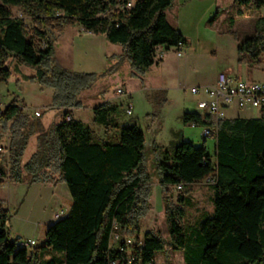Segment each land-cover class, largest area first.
Wrapping results in <instances>:
<instances>
[{"label": "trees", "instance_id": "1", "mask_svg": "<svg viewBox=\"0 0 264 264\" xmlns=\"http://www.w3.org/2000/svg\"><path fill=\"white\" fill-rule=\"evenodd\" d=\"M127 1L0 0V83L11 77L10 60L33 68L32 80L54 91L51 107L63 113L59 123L45 128L40 117L32 120L17 99L0 109V131L3 135L10 126L12 134L0 177L28 186L65 184L72 199L68 212L48 227L44 244L30 249L11 238L7 228L11 217L0 207V264H108L128 257L120 253L127 237L137 238L133 264H155L156 254L167 244L182 252L185 264H264V110L258 118L219 121L213 156L191 142L151 145L164 192L169 241L147 231L142 246L138 245L152 192L144 132L136 124L124 126L118 143L96 142L92 129L69 111L82 108L79 95L115 74L125 61L133 76H141L155 64L159 49L176 51L180 45L190 46V40L167 18L177 0H135L129 9L123 7ZM235 4L242 14L263 8L264 0H236ZM14 9L34 22L33 32L23 19L13 16ZM227 21L234 25V18ZM76 25L122 45L115 64L99 73L58 66L50 36ZM229 34L236 39L233 31ZM236 50L239 64L255 68L264 61V18L257 21L253 36L237 40ZM116 111L117 106L109 102L97 105L93 123L106 131L119 128ZM182 119L186 125H216L212 117L197 112H185ZM32 136H37V148L24 162ZM210 176L215 177L209 185L213 214L197 221L191 226L193 235L188 234L186 188ZM178 186L185 191L176 202L172 189ZM113 235H117L114 243ZM49 251L62 255L47 259Z\"/></svg>", "mask_w": 264, "mask_h": 264}, {"label": "rangeland", "instance_id": "2", "mask_svg": "<svg viewBox=\"0 0 264 264\" xmlns=\"http://www.w3.org/2000/svg\"><path fill=\"white\" fill-rule=\"evenodd\" d=\"M235 1L218 0L216 3L220 5V13L214 22L216 28L224 32V44L216 55L198 59V64L190 70L188 76L190 80L186 84L187 89H180L177 85L174 65L176 57L171 56L169 62L163 65L159 61L158 53L162 51L159 49L153 68L148 69L147 74L145 73L147 76L144 74L145 76L130 78L128 74L131 67L126 62L115 76L100 81L91 90L79 95L83 107L74 110L73 114L92 129L96 142L108 141L116 144L119 142L120 128L135 124L146 135L147 165L152 175V192L149 199L150 212L141 222L140 238L144 236L145 232L154 231L160 233L167 242L169 241V228L165 221L164 192L150 154L152 130L161 131L160 140L165 142L168 147L171 144L182 142L193 141L195 144H202L203 142L204 128L191 124L186 125L182 119V115L188 112L187 110L196 109L197 98L190 92L191 85L196 84L194 78L196 72H204L208 77H211L220 71L227 70L241 80H264V61L255 68H250L246 63L239 64L236 50L237 40L243 41L254 35L257 21L264 18V7L244 10L240 14L237 12ZM178 4L177 0L176 5ZM21 14L19 9L13 10L14 17H21ZM230 17L234 18L233 26L227 21V18ZM23 19L29 32H33L34 22L24 16ZM229 31L235 33L236 39L229 34ZM50 38L55 47L56 64L75 72H103L109 68L105 63L103 54L109 55L108 63L112 65L115 64L122 50V45L110 43L104 35H90L80 30L78 25L67 27L63 33L52 34ZM169 53L177 55L175 50H171ZM102 61L104 65H101ZM8 66L11 70V77L7 83H0L2 107L4 108L11 101L17 99L24 112L32 120L36 119L34 111L42 113L39 120L45 125V128L59 123L63 113L61 110L51 107L54 91L50 88H43L39 83L32 80L36 70L14 60H10ZM118 88H121L126 94L119 95L117 93ZM107 98H111L109 103L117 106L114 119L119 127L109 131L94 124L92 115V108L106 101ZM130 104L133 105L131 116L126 113ZM197 112L203 115L198 109ZM225 114L227 119H253L258 118L261 113L257 110L245 109L227 110ZM164 115L167 117L166 121H164ZM183 128L185 129V137H183ZM11 136L10 126H8L5 134L2 135L0 131V167H4L7 163ZM35 139V136L30 138L24 160L34 151ZM215 146L214 139H207L206 149L209 155L215 154ZM63 187L69 194L67 186L63 184ZM191 188V186L186 188L185 196H190L188 198L190 202L187 206L184 205L187 209L185 226L188 234H192L194 229L191 226H194L197 221L213 214L212 191L209 185H197L193 190ZM61 189V186L54 188L49 184L35 185L29 189L26 184L12 185L7 177H0V207L7 209L11 217L7 224L11 238L21 237L17 240L19 243L34 240L36 242L34 247L43 245L46 231L50 226L47 222L54 218L57 210H63L67 213L70 209L71 200L70 202L64 201L63 190ZM184 191L185 189L182 191L172 189L176 202L179 193H184ZM193 192L194 194L191 195ZM69 198L71 199L70 194ZM63 203L67 204L62 205ZM28 248L31 247L28 246ZM60 255L62 254L49 251L46 258L60 257ZM155 264L185 263L182 252L171 250L167 244L163 252L156 254Z\"/></svg>", "mask_w": 264, "mask_h": 264}, {"label": "crops", "instance_id": "3", "mask_svg": "<svg viewBox=\"0 0 264 264\" xmlns=\"http://www.w3.org/2000/svg\"><path fill=\"white\" fill-rule=\"evenodd\" d=\"M178 3L179 4L176 5L173 9L167 11V18H168V21L173 26L178 28V30L180 31V33L184 37H186L187 39L190 40V46L183 47L181 56L171 54V53H169V51H171V50H166L165 52H167V51L168 52L166 54L164 52L163 56L159 59V61L164 65V64L169 62V59L171 56H175L176 58H175L174 65H175V70H176V75H177V85L180 89H187L186 84L190 80L188 76L190 74V70L192 69V67L194 65L198 64L197 62H198L199 58H203V57L208 58L209 55H216L217 52L219 51V49H221L223 44H224L223 40L225 38V35H224V32L222 30L216 28L215 22L213 23V25L211 27L207 26V21L211 17L216 15L217 12L220 13V5L216 4V3H218V0H208V1L207 0H178ZM80 30L84 31L81 27H80ZM86 33L92 35L89 32H86ZM122 51H123V47H122L121 53L118 55V57L122 54ZM103 56L105 57V63H107L108 67H110L111 64L108 63L109 55L104 53ZM126 62H128V61H125L124 64ZM101 65H104L103 61L101 62ZM122 66H123V64L121 65L119 70L115 74H113L114 76L120 71ZM153 66L154 65H152L149 68V70L151 68H153ZM106 69H108V68H106ZM222 72H228V73L232 74L231 71H227V70L220 71L218 74H220ZM93 73H98V72H93ZM218 74H214L213 76L208 77V75L205 74L204 72H196V74L194 75V78L196 80V84L191 85V87L203 88L206 86L213 85L217 80ZM128 75L130 78H133V79L138 77V76H133L132 68H131V71L129 72ZM118 89H121V88H118ZM110 100H111V98H107L106 101L101 102V103L110 102ZM198 100L199 99L197 98L196 103H195L196 109L187 110L188 112H197ZM94 108H92V112H93ZM74 110H76V109L69 110L71 112L72 117L75 120L82 121L81 119L76 118L74 116V114H73ZM232 110L234 111V109H232ZM59 112H61V111H59ZM163 118H164V121H166L167 117L165 115ZM184 128H186V126H184ZM160 133H161V131L157 132L156 129L154 131L152 130V133H151V141L152 142L150 143V147L153 143H156L162 147H168V145L165 142H162L160 140ZM183 133H184L183 137H185V129L183 130ZM35 137H36L35 148H34V151L30 154V156L36 151V148H37V136H35ZM145 139H146V135H145ZM214 141L216 143V138L214 139ZM206 142H207V140H204V139H203L202 144L201 143L195 144L193 141H191V143L194 146L205 147V148H206ZM215 148H216V146H215ZM30 156L28 158L26 157V159L24 161H27L30 158ZM203 184H204L203 181L198 182V183H194L191 185V187H192L191 189L193 190L195 186L203 185ZM12 185H20V184L12 183ZM35 185H40V184H33L32 186H29V189H31V187H33ZM26 186H28V185H26ZM59 186H61V188H62L61 190H63L62 193L64 196V201L66 200V201L70 202V200H71V202L69 204V208H70V206L72 204V199L69 198V194L67 191H65V187H63V184H60L58 186H54V188H56V187L58 188ZM193 194H194V192L191 193V195H193ZM187 198H190V196ZM64 204H67V203H63L62 205H64ZM60 211H62V210H60ZM57 212H59V210H57ZM54 222H55V220L53 218L52 220H49L47 223L49 225H51Z\"/></svg>", "mask_w": 264, "mask_h": 264}, {"label": "built area", "instance_id": "4", "mask_svg": "<svg viewBox=\"0 0 264 264\" xmlns=\"http://www.w3.org/2000/svg\"><path fill=\"white\" fill-rule=\"evenodd\" d=\"M120 2V0H117ZM135 0H128L123 6L127 9L134 5ZM23 19L21 17H16ZM24 20V19H23ZM26 27L27 24L25 23ZM28 29V27H27ZM183 46L175 51L177 56L182 55ZM159 57L161 58L164 54L163 51L159 52ZM157 55V53H156ZM191 94L199 98L197 102V109L200 110L203 115H209L212 117L216 123L214 126H206L203 131V139H215L218 133V122L227 119V110H257L260 113L264 110V80H241L228 72H222L218 74L217 80L213 85L206 87H192L190 90ZM119 95L126 94L122 89H117ZM3 103L0 99V109L3 107ZM4 109V108H3ZM127 115L131 116L133 114V105L130 104L126 110ZM40 111H35V117L41 116ZM67 120H70L69 118ZM215 182V177L210 176L203 181L206 185H212ZM177 190L182 191L183 186H178ZM66 212L59 211L54 215V220H58L63 217ZM117 240V235H113L111 242L114 243ZM137 243V238L127 237V244L125 247L120 248V253H126V259L110 260L108 264H133L134 258L133 247ZM143 239L139 238L138 245L141 247ZM25 247H34L36 242L30 240L27 243H21Z\"/></svg>", "mask_w": 264, "mask_h": 264}, {"label": "water", "instance_id": "5", "mask_svg": "<svg viewBox=\"0 0 264 264\" xmlns=\"http://www.w3.org/2000/svg\"><path fill=\"white\" fill-rule=\"evenodd\" d=\"M21 237H17L15 240H19Z\"/></svg>", "mask_w": 264, "mask_h": 264}]
</instances>
